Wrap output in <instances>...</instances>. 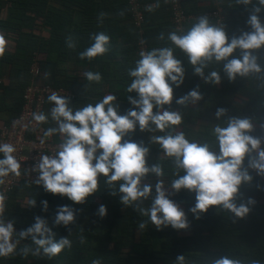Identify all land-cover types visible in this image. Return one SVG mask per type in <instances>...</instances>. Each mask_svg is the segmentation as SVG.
I'll return each mask as SVG.
<instances>
[{"label": "clouds", "instance_id": "9594fccd", "mask_svg": "<svg viewBox=\"0 0 264 264\" xmlns=\"http://www.w3.org/2000/svg\"><path fill=\"white\" fill-rule=\"evenodd\" d=\"M236 3L252 6L246 21L249 30L239 35L229 37L223 25L201 15L187 29L169 31L166 37L169 44L141 50L134 66L128 69L131 81L127 92L135 95L127 96L132 107L123 113L119 111L118 96L114 93L105 94L95 103L74 107L69 97L52 91L47 96L51 104L49 111L33 112L32 119L37 123H47L49 118L54 121L55 126L46 128L44 136L59 133L60 142L52 154H39L32 167L37 173L34 183L46 192L82 204L99 190L103 177L112 190L111 195L119 193L123 205L147 216L158 229L189 227L186 211L173 199L182 190L194 193V204L188 212L196 218L210 206L227 210L237 218L247 216L249 205L256 201L249 197L243 202L241 186L253 181L250 169L264 177V140L251 135L254 128L251 118L226 116L227 109L220 107L215 112L217 122L210 127L212 139L199 140L189 138L180 130L183 114L171 108L174 87L179 88L185 81L184 59L176 55V50L183 54L194 73L214 84L221 82V71L229 81L237 76L264 72V65L258 62L259 53L264 49V19L258 15L264 11V0H256L255 4L253 0H236ZM148 10L152 11V6ZM90 38L92 43L79 52L81 59L103 56L110 48V36L106 32L93 33ZM160 39H165L163 34ZM66 43L70 48L76 47L71 35ZM237 50L239 54L235 55ZM5 51L6 40L0 34V57ZM213 65H221V68ZM84 76L89 82L102 80L99 71L88 70ZM200 99L202 93L196 86L176 98L175 104L186 105ZM221 117L225 118L221 120ZM137 130L151 134L147 144L130 138ZM150 144L159 145L171 162L170 181L163 179L166 172L161 163L148 162ZM16 151L14 144L0 142V185L10 175L22 174ZM6 200V194L0 190V257L15 254L20 241L28 237L34 247L21 248L24 255L42 253L51 258L72 246L71 234L57 240L53 228H67L75 222L78 210L73 206L58 205L52 226L47 217L36 215L30 226L17 231L15 220L6 218ZM147 200L150 203L143 206L142 202ZM40 203L42 211L46 212L48 200ZM27 205L35 206L36 199H29ZM97 215L106 216L107 206L100 204ZM145 224L141 221L139 227L143 229ZM80 239L83 241L84 237ZM175 261L176 264H192L184 254L178 255ZM92 264L101 262L97 259ZM210 264H245V261L222 255L212 259ZM251 264H264V261L252 260Z\"/></svg>", "mask_w": 264, "mask_h": 264}, {"label": "trees", "instance_id": "16d2710c", "mask_svg": "<svg viewBox=\"0 0 264 264\" xmlns=\"http://www.w3.org/2000/svg\"><path fill=\"white\" fill-rule=\"evenodd\" d=\"M11 4L12 11L16 16L19 25H12L13 32L18 34L16 41V52L14 55L7 57V61L11 62L14 70L18 71L19 76H29L33 79L32 69L34 66L40 68L42 74V81L46 84L59 88L52 83L46 82L43 73L46 70V64L53 62V56L56 54L58 44L65 49H69L66 40L71 35L73 40L76 41L75 53L72 56L75 64H81L84 67L88 66V70L99 71L102 74L101 82H89L85 76L84 81L77 80L75 77L68 78L67 80L61 79V85L73 90L76 95L70 99L74 107H80L87 103H95L101 99L105 94L114 93L118 96L120 105L119 111L123 113L128 108L132 107L127 99L128 95H135V93L127 92V85L130 83L131 78L127 81L118 80V84L111 82V77L123 76L126 70L134 66V60L139 58L140 42L142 39L148 46L158 47L162 42L169 44L167 39H159L161 34L167 37V33L172 30H178L172 21L173 13L167 5V13H169L170 21L164 22L163 25L159 24L154 27L152 24L155 22L156 16L159 13H164L162 0H140L144 5L142 12L145 17V22L142 24L141 29L137 28L134 24V13L129 5V0L126 3L127 16L133 22L135 31V38L130 39L133 43L132 51L121 53L118 49L111 47L103 56H98L92 60L81 59L79 57V48L85 49L92 43L91 34L96 33L93 30H82L81 33H73L63 23L56 25L51 18L45 15L48 0H13ZM197 0H191L186 4V10L195 18L201 15H206L214 11L211 8L205 7L204 9L194 6ZM168 3V2H167ZM256 3V0H253ZM149 6H152V11H149ZM195 7V8H193ZM160 11V12H158ZM46 16V17H45ZM152 16H155L153 19ZM225 16V15H224ZM44 20L43 23L51 30L50 39L44 40L40 36L34 35L32 32L35 27L42 29L39 21ZM211 22L216 23L212 18ZM165 21V20H164ZM42 23V24H43ZM192 23V22H191ZM189 24L187 27H189ZM229 37L232 35H239L241 31L235 29V24L229 22L228 17H225L223 25ZM22 27V29H21ZM187 27L185 29H187ZM27 29L29 31H25ZM23 30V31H22ZM98 32V31H97ZM139 37V39H138ZM137 38V39H136ZM59 45V46H60ZM81 49V48H80ZM235 55L239 54L237 50ZM176 55L184 59L185 76L194 75L192 66L183 57V54L176 50ZM40 56V59H38ZM41 56L48 57V61L41 59ZM66 58L67 54H58L56 58ZM121 58L120 62H115L116 58ZM56 67L60 62H55ZM217 69L219 65H213ZM60 70V69H59ZM208 69L205 70L207 73ZM60 71L56 73H60ZM16 74V73H14ZM195 80V78H194ZM5 82L0 83V88H4ZM60 86V85H58ZM196 86L185 83L179 88L174 87V99L171 108L179 110L183 114V122L180 125V130H183L189 138L199 140H211L210 129L207 125L200 124L199 120H208L215 117V112L218 108L223 107L227 109L226 116H241L251 118L254 128L251 132L253 136H261L259 127L256 126L255 120L257 112L255 108L249 103L235 102L232 98H210L212 91L208 86L199 88L202 93V99L195 103L189 102L186 105L175 104V99L184 95L190 89ZM26 88V87H25ZM23 89V93L24 90ZM65 89V88H64ZM14 88L6 86V96L14 98L15 105L20 108L15 118L22 110L24 105V96L13 95L11 92ZM67 90V89H66ZM70 91V90H69ZM71 92V91H70ZM72 93V92H71ZM73 94V93H72ZM76 98V99H74ZM204 104L203 108H198L195 105ZM51 107L48 102L45 112L47 113ZM12 118V119H13ZM225 117H222L223 120ZM11 119V120H12ZM44 128L55 126V122L50 118L47 123H42ZM194 125V126H193ZM160 134V133H157ZM151 134L147 131L141 132L137 130L131 135V139L143 140L145 144L148 143V138ZM55 140L60 138V134H53ZM150 154L148 162L161 163L165 167L166 176L163 177L166 182L172 178V164L167 157L164 156L163 150L157 144H150ZM246 163V162H245ZM253 175L251 184L242 185L241 193L244 192L249 195L242 197L243 202H247L249 197H252L256 192V187L259 184L260 176H257L255 170H249ZM154 179V178H152ZM100 188L96 193L90 195L82 204L75 203L68 199L66 196L59 194H52L46 192L42 186L36 184H23L17 190L13 191L7 203L5 215L6 218L15 220V228L17 231L25 229L34 222L36 215H41L48 218L49 225L52 226V218L55 215L58 205H71L78 211L76 212L75 222L68 226H55L53 231L56 233L58 240L62 236H69L72 241L71 247H66L59 254L49 258L42 253L34 256L29 254L24 255L20 249L26 245H31V238L22 239L17 247V251L13 255L0 257V264H92L93 260L99 259L101 264H176V258L180 254H184L186 259L192 264H210L212 259L218 258L222 255H230L240 258L245 261V264H251L252 260L264 261V214L258 216L252 215L253 210H250L247 216L243 218L234 217V215L222 209H217L216 206H210L207 212L201 213L199 218L193 216L188 212L189 207L194 204V193L189 194L186 191H181L173 196V199L185 207L188 215L189 227L187 229H169V230H156L151 227V221L147 216H142L139 212L135 211L131 206H125L120 201V194L111 195L112 191L107 187L103 177L100 178ZM22 195V196H21ZM21 198L23 201H20ZM35 198L36 205L28 207L27 202L29 199ZM48 200L49 207L46 212L42 211V200ZM143 206H147L150 200L143 201ZM100 204L107 206V215L100 217L97 215V208ZM250 209L251 206L249 205ZM141 221L146 222L145 227L141 229L139 224ZM83 236V241L80 237Z\"/></svg>", "mask_w": 264, "mask_h": 264}, {"label": "crops", "instance_id": "0c3cea01", "mask_svg": "<svg viewBox=\"0 0 264 264\" xmlns=\"http://www.w3.org/2000/svg\"><path fill=\"white\" fill-rule=\"evenodd\" d=\"M11 1L13 4H15V1L13 0H0V34H2L6 40L5 54L0 57V77L3 78L5 82L4 88H0V127L8 123L21 108L17 105V103L15 105L14 98L6 96V86H12L14 88L13 91H8L11 92V94L22 96L23 89L32 81L30 74L27 77L17 75L18 71H15L13 64L7 61V57L15 54L17 47L16 41L18 39V34L13 32L11 26L13 25L15 29V26L19 25L18 20L12 11L14 6H12ZM127 1L128 0H48L49 3L46 6L45 15L51 18V20L54 21L56 25L63 23L66 27H68L72 34L81 33L82 30L89 29L93 30L94 32L104 31L110 36L111 50L118 49V52L125 53L133 50V48H131L133 43H130V39H134L136 37L133 28V22L126 13ZM162 2L164 4L162 10L164 13H159L158 16H156L157 19L155 18V22L152 24L155 28L158 27L159 24L163 25L164 22L170 21L166 5L168 0H162ZM194 6L202 9L205 7L211 8L213 10L220 9L223 15H225L224 17L227 16L229 22H233L235 24V29L237 31L249 30V26L247 25L246 21L251 11V5L245 6L238 4L236 3V0H210L205 4H199L196 2ZM258 15L264 19V11ZM154 17L155 16H152L151 19ZM40 20L41 21L39 22L42 25V29L35 27L32 29V33L36 36L42 37L44 40L49 41L51 30L49 27L44 25V20ZM25 31L27 32L29 30L24 29V32ZM162 43L163 44L160 46L165 45L164 42ZM59 45L60 44L57 46L58 50L56 54L52 58L53 62H48L46 64V70L43 75L46 82L50 84L52 83L59 88L70 90L75 96L76 93L73 92V90L61 85V79L68 81V78H71L72 76L77 80L82 81L83 79L84 81V72L88 69V66L84 67L82 65L81 67V64L77 65L75 64L73 58H69L72 56V53H75L78 50L75 48H70V50L65 49L63 46ZM80 48V51L84 50L82 47ZM64 53L67 54L66 58H56L58 54ZM38 59H40V56H38ZM41 59H43V61L45 60L46 62L48 61V57L46 56H41ZM57 60L60 62V66L58 65L56 67L55 62ZM121 60L122 59L118 57L114 61L120 62ZM258 62L264 65V49H262L259 53ZM220 68L221 65H219L218 69ZM59 69L61 72L58 74L56 72L60 71ZM128 69L126 70V73H128ZM221 77V82L219 84H214L209 81H205L201 76L195 77L194 75H186L183 84L188 83L194 86H199V88L208 86L210 89L209 91H212L213 94L210 98H232L231 96H233L232 99L237 102V104L242 102L249 103L255 108V111L257 112L258 116L256 117L255 124L257 127H259L261 134L260 137L262 140H264V127L261 126L264 124V72L251 73L243 77L237 76L235 80L229 81L225 74L221 71ZM128 78V74L120 76L118 79L116 77H111V82L118 84L120 87L121 85L118 80L123 79L127 81ZM195 106L198 108H203L204 104L197 103ZM199 121L200 124L207 125L209 129L212 124L217 122L216 117L214 116L212 119ZM262 146H264V144H262ZM259 181L261 187H256V192L254 195H252L256 203L250 205V210H253L252 215L254 216L264 214V177L259 178ZM244 195L249 194L242 192V197ZM19 200L23 201L21 198H19ZM181 207L185 210V207ZM150 224L151 227L156 230L172 229L171 226L161 227L158 229L154 224H152V222Z\"/></svg>", "mask_w": 264, "mask_h": 264}, {"label": "built area", "instance_id": "2783aa9c", "mask_svg": "<svg viewBox=\"0 0 264 264\" xmlns=\"http://www.w3.org/2000/svg\"><path fill=\"white\" fill-rule=\"evenodd\" d=\"M191 0H168L169 8L173 13L172 21L178 30L185 29L195 17L188 13L186 4ZM210 0H197L199 4H205ZM133 13L135 15V26L141 29L142 24L145 22L143 15V6L140 0H129ZM209 18L216 21L217 24L224 25L225 17L220 9L207 13ZM140 51L148 49V46L142 39L140 44ZM33 79L28 86H26L23 96L24 105L21 112L8 123L0 127V142H9L15 145L17 151L15 155L22 164L20 176L10 175L5 178L3 185H0L7 197V203L13 191L17 190L23 184H35L34 181L37 173L32 171L33 165L39 159V154L47 153L52 154L60 141L54 139L53 135L49 137L44 136L45 128L42 123H37L32 119L33 112H40L46 110L48 101L47 96L56 91L60 95H66L72 99L73 94L64 88H55L42 81V74L38 66L32 69ZM4 79L0 77V83ZM43 140V143H41ZM6 211V209H5Z\"/></svg>", "mask_w": 264, "mask_h": 264}, {"label": "rangeland", "instance_id": "374dc122", "mask_svg": "<svg viewBox=\"0 0 264 264\" xmlns=\"http://www.w3.org/2000/svg\"><path fill=\"white\" fill-rule=\"evenodd\" d=\"M194 126V125H193ZM57 141H60V138H57Z\"/></svg>", "mask_w": 264, "mask_h": 264}]
</instances>
